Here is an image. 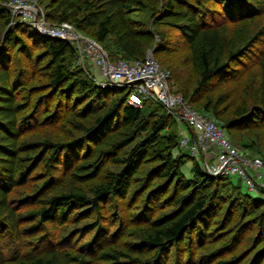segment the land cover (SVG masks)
Returning <instances> with one entry per match:
<instances>
[{
    "label": "trees",
    "instance_id": "1",
    "mask_svg": "<svg viewBox=\"0 0 264 264\" xmlns=\"http://www.w3.org/2000/svg\"><path fill=\"white\" fill-rule=\"evenodd\" d=\"M37 3L109 60L142 58L156 33L183 98L264 162V0ZM139 5L151 28L126 16ZM9 19L0 0V264H264V186L244 191L199 158L185 177L193 156L174 152L179 126L160 104L128 103L70 42ZM92 169L86 186L74 178Z\"/></svg>",
    "mask_w": 264,
    "mask_h": 264
},
{
    "label": "built area",
    "instance_id": "2",
    "mask_svg": "<svg viewBox=\"0 0 264 264\" xmlns=\"http://www.w3.org/2000/svg\"><path fill=\"white\" fill-rule=\"evenodd\" d=\"M4 5L9 11L10 23L25 21L41 35L70 42L75 48L77 63L100 86H125L128 103L140 106L143 101L152 100L170 113L177 123L183 122L189 133H182L178 144L199 158L201 167L208 174L237 175L249 190L259 193L260 187L264 186L261 157L246 155L213 119L192 107L179 91L169 88L170 71L158 63L151 51L142 58L109 60L98 42L83 35L70 22L45 20L37 0H4Z\"/></svg>",
    "mask_w": 264,
    "mask_h": 264
},
{
    "label": "rangeland",
    "instance_id": "3",
    "mask_svg": "<svg viewBox=\"0 0 264 264\" xmlns=\"http://www.w3.org/2000/svg\"><path fill=\"white\" fill-rule=\"evenodd\" d=\"M158 2H159V0H158ZM157 3V2H156ZM159 4V3H158ZM209 13V12H208ZM208 13H206V15L208 16V17H210V15L208 14ZM126 16L127 17H129L130 19H137V20H142V21H146L147 22V26L149 27V28H151V23L149 22V16H150V9L147 7V6H142V5H139V6H137L136 8H133L132 10H130V11H128L127 13H126ZM162 25H160V27H161ZM177 32L176 31H172L171 33H169V35L167 36V38H169V39H172V40H174L175 38V36H177V34H176ZM171 34V35H170ZM153 38H154V41H153V43L150 45V46H148L146 49H145V52H144V55H145V53L147 52V51H151V54H152V50H153V48H154V44H155V41H156V39H157V34L156 33H153ZM171 44V43H170ZM100 45V44H99ZM101 46V45H100ZM153 55V54H152ZM85 63H87V65L89 66L90 64H89V62L86 60L85 61ZM163 67V66H162ZM165 68H166V66H164ZM167 82H168V86H169V88H174V89H176L177 90V88H176V85H174V83H173V80L172 79H170V76H169V78L167 79ZM222 89V88H221ZM178 91V90H177ZM220 91H222V90H220ZM197 109V108H196ZM198 110V109H197ZM200 111V110H199ZM201 112V111H200ZM203 113V112H202ZM209 116V115H208ZM210 117V116H209ZM211 118V117H210ZM212 119V118H211ZM214 121V120H213ZM215 122V121H214ZM178 126H179V138H180V136L182 135V133L184 134V133H189V130H188V128H187V126L183 123V122H178ZM225 132V131H224ZM46 132H44V134H45ZM61 133V132H60ZM226 133V132H225ZM227 134V133H226ZM228 137H229V135H227ZM229 139L232 141V143H234L237 147H238V149H241V151H243L246 155H248V156H252V155H256V152L254 151V149L253 148H250V149H248V148H246V147H239L238 145H237V143H235L234 142V140L233 139H231L230 137H229ZM175 153L176 152H180V153H185V154H188V155H190V153L188 152V148L187 147H182V146H180L179 145V148L178 149H175V151H174ZM194 159H197V157H195V156H193V157H185V159L183 160V162L180 164V171H181V173L185 176V177H187V178H191V176H192V173H191V165H192V162L194 161ZM209 160V159H208ZM113 166L114 165H112V166H110L111 167V169L113 168ZM107 167V166H106ZM87 172H89V174H87L86 176H83V177H81V176H75L74 178L76 179V180H80L81 182H79V183H82V184H84L85 186L88 184V181H89V179H90V177L92 176L91 174L94 172V169H92L91 171H87ZM91 172V173H90ZM230 178H231V180H232V182L233 183H235V184H238L239 186H240V188L242 189V190H244V191H248V192H251V193H254L252 190H249L248 188H247V186H246V184H245V182L239 177V176H237V175H230ZM21 188V186L18 188V189H20ZM17 189V190H18ZM27 192H29V191H27ZM28 204H30V205H32V206H34L35 205V203H33V202H27ZM23 209V208H22ZM21 209V210H22Z\"/></svg>",
    "mask_w": 264,
    "mask_h": 264
}]
</instances>
